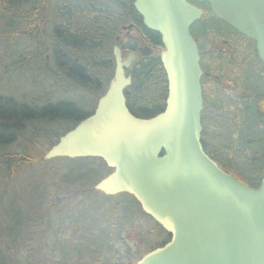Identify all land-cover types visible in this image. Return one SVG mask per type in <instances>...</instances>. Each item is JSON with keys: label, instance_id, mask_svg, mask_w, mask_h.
I'll return each mask as SVG.
<instances>
[{"label": "trees", "instance_id": "obj_1", "mask_svg": "<svg viewBox=\"0 0 264 264\" xmlns=\"http://www.w3.org/2000/svg\"><path fill=\"white\" fill-rule=\"evenodd\" d=\"M194 2L202 8L203 16L192 26L193 36L198 42L201 58L209 54L214 60L210 65L201 62L206 72V78L202 80L207 84V94L203 88V95L211 105L202 114L204 150L224 170L250 187H258L264 170V72L254 41L215 18L204 0ZM133 3L134 0H0V36L16 35L32 42L29 50L14 48L10 53L16 55L18 62L35 59L39 64H46L42 54H49L56 68L50 70L40 65L43 69L33 70L39 72L42 80L51 76L59 91L76 97L75 100L48 97L34 102L27 100L26 95L18 97L9 90L8 94L0 91V176H12L25 166L40 162L41 155L59 136L93 112L112 77L115 67L112 48L124 25H136L148 43L161 46L160 35L143 25ZM220 41L233 42L229 53L220 50ZM253 62L258 70L259 81L256 83H251L245 67ZM21 70L30 71L31 67L22 64L10 69L6 75H16ZM131 71L132 83L124 90L129 110L142 118L163 111L167 80L159 55L142 58ZM221 80L229 82L231 89L222 87ZM211 88L214 89L212 93L209 92ZM18 141L22 142L21 146L13 148ZM37 149L40 152L35 153ZM69 160L96 165L92 164L91 170H80L72 177L67 173V180H80L82 176L93 184L109 171L100 158ZM92 169L97 175L95 178L91 176ZM104 206L98 208V216L91 215L93 227L82 226L85 233L80 234L78 245L65 244L62 250L65 264H113L110 259L115 247L112 235L117 225H108L109 217L100 215ZM15 209L20 207L10 206L4 213L8 221L0 222V233L4 232L16 245L9 247L10 257L0 252V264H21L16 258L17 247L23 245L17 246V241L25 238V214L23 209L19 210L15 229L12 224ZM155 224L157 230L166 234L158 243L160 245L169 236ZM27 235H31V229ZM43 245L39 242L35 252L26 257L31 264H44L48 248ZM150 249L127 246L125 250L132 252L129 260L135 261Z\"/></svg>", "mask_w": 264, "mask_h": 264}, {"label": "water", "instance_id": "obj_2", "mask_svg": "<svg viewBox=\"0 0 264 264\" xmlns=\"http://www.w3.org/2000/svg\"><path fill=\"white\" fill-rule=\"evenodd\" d=\"M212 14L256 44L264 69V0H205ZM148 29L160 34L167 80L165 108L142 118L127 107L125 75L134 53L115 68L94 112L42 156L99 157L112 171L95 190L126 192L170 240L130 264H264V170L257 188L222 169L203 149V71L190 26L202 11L188 0H134ZM153 49L138 48L146 57Z\"/></svg>", "mask_w": 264, "mask_h": 264}, {"label": "rangeland", "instance_id": "obj_3", "mask_svg": "<svg viewBox=\"0 0 264 264\" xmlns=\"http://www.w3.org/2000/svg\"><path fill=\"white\" fill-rule=\"evenodd\" d=\"M31 43L30 40L28 41L16 35L0 36L1 93L5 94L7 92L8 94L10 91L18 97L26 95L27 100L34 102L42 101L48 97L52 99L62 97L75 100L74 98L76 97L73 94H69L68 92V95H65L63 91H59L58 86L54 85L51 76V78L48 76L49 78L46 77L45 80H42L39 72L34 71L42 67H48L50 70L56 68L49 54H42L46 57V64H39L38 61H34L35 59H25L18 62L16 55L10 53V50L14 48H18L19 51L29 50L32 47ZM22 64H25L29 68L31 67V70H21L16 75H6L10 69ZM245 67L248 70L251 83L258 82V70L255 62L246 64ZM219 83L222 87L228 89L229 85L225 81ZM229 109L233 110L232 108ZM21 144L22 142L18 141L13 148H19ZM36 152H40V149L35 150ZM92 164L96 165V163L92 162H72V160L66 158H55L46 162L41 160L38 163L25 166L12 176H0V222L8 221L4 213L12 205L20 207L21 210L23 209V213L25 214L23 220L25 238L17 241V246H26L24 250L23 246L21 248L17 247L16 258L20 260L21 264H31L26 257L28 254L35 252V246L39 242L48 248L46 252L47 258L43 261L44 264H65L66 260H63L62 253L63 247L65 244L76 246L80 243V234L85 233L82 226L84 228L93 227L94 219H92V216H98V208L103 205L105 206L100 215L106 216V218L109 217L108 225H117L115 227L116 232L112 235V242L115 247L110 259L113 264H128L132 261L129 260V255L132 252L128 253L125 250L127 246H134L135 248L138 246L143 250L150 249L152 246H157L164 239L165 235L157 230L155 222L149 216L142 213L138 204H136L129 194L121 193L117 196H107L99 191H90V189H93L96 180L92 184L82 179V176L80 180L76 181L66 179L68 174L72 177L80 170H91L89 168ZM91 176L93 178L97 176L94 170ZM20 209L14 210L12 224L15 229L17 227L18 216L20 218L18 213ZM79 213L90 215L86 217ZM30 229L31 235L27 237ZM18 230L20 231V229ZM4 234V232L0 233V252L5 257H10L9 254L11 255L12 251L9 247L16 245ZM43 236L44 238H42ZM4 250L7 252H3ZM66 254L70 257L73 256V254L69 253H65L64 255Z\"/></svg>", "mask_w": 264, "mask_h": 264}, {"label": "flooded vegetation", "instance_id": "obj_4", "mask_svg": "<svg viewBox=\"0 0 264 264\" xmlns=\"http://www.w3.org/2000/svg\"><path fill=\"white\" fill-rule=\"evenodd\" d=\"M191 2V1H190ZM193 5H195L196 7H198V8H200L197 4H195V3H193V2H191ZM201 10H202V8H200ZM131 25H133V24H131ZM123 30L124 31H122L120 34H119V36L117 37V40H119V42H118V45L120 46V48L122 49V52H123V55H124V57L126 58L127 57V55L129 54V53H134V58L132 59V61H131V64L129 65V67L128 68H126L125 69V74L127 75V76H130L131 78H132V75H131V70H133V67H134V65H138L139 64V61L142 59V58H145V57H143V56H141V55H138V48L139 47H141V46H145V45H150L151 47H152V49H153V51H158V49H161L162 47L161 46H155V45H152V44H150V43H148L147 42V40H146V37L143 35V34H140V30H139V28L136 26V25H134V26H130V28L129 29H124L123 28ZM133 32V33H132ZM139 33V35H138V39L136 40L135 39V36H136V34H138ZM196 42H197V40H196ZM232 44H233V42H224V41H220V44L218 45V47H220V50H224L225 52L224 53H226V52H228L229 53V51L231 50L230 48H231V46H232ZM197 45H198V42H197ZM225 46H226V49H225ZM199 47V46H198ZM217 47V48H218ZM216 48V50L218 51V49ZM153 54V53H152ZM152 54H150V55H148V56H146V57H149V56H151ZM220 57V56H219ZM202 60L200 61V64H201V62H206V64L207 65H210V63H211V61L213 60V58H211L210 57V55L208 54V55H203V57L201 58ZM204 59V60H203ZM214 61V60H213ZM202 67V66H201ZM202 70H203V75H202V77H201V85H202V93H203V88H204V93H205V91H206V93L205 94H207V90H206V85H205V83L203 82V80H204V78H206V72H205V70L203 69V67H202ZM203 79V80H202ZM212 81H214V79L212 80ZM230 81V80H229ZM216 82V81H215ZM219 82V81H218ZM221 83L223 82V80H221L220 81ZM226 83H227V85H229V89H230V86H231V84L229 83V82H227V81H225ZM231 82V81H230ZM214 91V89L213 88H211L210 90H209V92H213ZM203 102H204V111H207L208 109H209V106H211L210 105V102L204 97V95H203ZM207 117L208 118H210V116L209 115H207ZM165 236H166V234L165 233H163ZM167 236H169V237H167V239L168 238H170V235L167 233ZM164 240V239H163ZM166 241H168V240H166ZM166 241H164V242H162L161 243V245L162 244H164Z\"/></svg>", "mask_w": 264, "mask_h": 264}]
</instances>
